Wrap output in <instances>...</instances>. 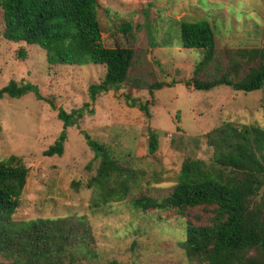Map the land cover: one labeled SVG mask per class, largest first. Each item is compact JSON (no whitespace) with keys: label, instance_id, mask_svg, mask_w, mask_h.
<instances>
[{"label":"rangeland","instance_id":"rangeland-1","mask_svg":"<svg viewBox=\"0 0 264 264\" xmlns=\"http://www.w3.org/2000/svg\"><path fill=\"white\" fill-rule=\"evenodd\" d=\"M98 3V5H97ZM101 41L105 46L133 49L128 81L118 90L100 93L92 100L89 85L102 80V64H49L37 44L4 39L0 9V88L10 80L33 83L40 94L0 99V160L17 155L28 168L14 222L37 218H66L80 249L75 264H195L179 243L185 238L186 220L208 222V207L192 208L181 216L173 210H135L131 199L162 198L176 183L182 162L200 158L210 162L214 148L207 134L223 123L240 128H264V86L244 92L219 85L195 90L185 81L194 76L202 50L181 44V21L206 20L214 34L215 58L196 74L199 79L220 76L242 48L260 47L264 32V0H97ZM129 25L123 31V25ZM255 60L253 63H257ZM264 62V59H263ZM247 65L240 62L234 79ZM167 85L149 90L148 85ZM170 84V85H169ZM135 101L136 105L132 106ZM148 103L149 117L137 107ZM81 110L66 128L62 155L43 152L58 139L63 122L58 109ZM177 114V115H176ZM157 134V150L148 153L149 132ZM84 132L103 143L121 164L134 168L137 183L128 197L92 206L91 189L84 186L95 174L99 160L87 145ZM74 183V184H73ZM84 222V225L81 222ZM86 223V226H85ZM40 226V225H39ZM83 235V236H81ZM84 239V241H82ZM84 242V243H82ZM9 263L0 256V262Z\"/></svg>","mask_w":264,"mask_h":264},{"label":"trees","instance_id":"trees-1","mask_svg":"<svg viewBox=\"0 0 264 264\" xmlns=\"http://www.w3.org/2000/svg\"><path fill=\"white\" fill-rule=\"evenodd\" d=\"M94 2L97 0H0L4 21L1 35L12 42L37 44L45 51L49 64L92 62L104 65L102 80L89 85V96L95 100L100 93L118 90L128 81L133 49L103 44ZM128 28L127 24L122 26L123 31ZM179 30L183 47L203 52L194 68V76L184 82L186 86L201 91L219 85L244 92L263 88L264 32L260 47L237 50L239 62H233L229 70L218 77L202 80L196 74L216 55L211 26L206 20H183ZM255 60L258 62L253 63ZM240 62L247 65V69L242 77L234 79ZM164 85L166 82H154L148 89L157 90ZM27 93L48 101L55 109L53 102L40 94L36 84L13 79L0 88V99L4 96L20 98ZM135 105L133 101L132 106ZM137 107L149 117L147 102H139ZM76 114L82 115L81 110L66 113L58 109L63 130L43 152L45 155H62L66 128L73 125L72 118ZM84 137L94 158L99 160L95 174L84 184L93 192L92 206L126 199L137 183L135 169L121 164L103 143L87 132ZM207 141L214 148L210 162L200 158L185 159L169 195L132 198L131 206L144 212L173 210L181 216H186L189 209L208 207L210 210H205L212 214L208 222L195 224L191 219L186 220L185 238L179 245L188 260L195 264H264V128L254 124L237 128L223 123L207 134ZM157 145V134L150 131L148 153H154ZM27 176L28 168L17 155L0 160V256L9 260L0 264H75L79 259L75 252L80 245L77 240H70L76 233L60 226L67 221L65 217L11 220ZM82 255H90V262L101 264L94 261L93 250L86 249ZM106 264L121 263L112 260Z\"/></svg>","mask_w":264,"mask_h":264}]
</instances>
